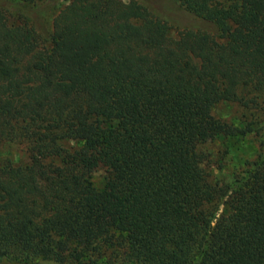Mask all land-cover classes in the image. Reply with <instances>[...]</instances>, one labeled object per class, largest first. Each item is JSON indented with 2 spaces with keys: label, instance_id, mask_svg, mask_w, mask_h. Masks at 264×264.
<instances>
[{
  "label": "trees",
  "instance_id": "1",
  "mask_svg": "<svg viewBox=\"0 0 264 264\" xmlns=\"http://www.w3.org/2000/svg\"><path fill=\"white\" fill-rule=\"evenodd\" d=\"M171 1L187 25L66 0L44 31L0 0V261L264 264V0ZM233 137L258 150L208 207Z\"/></svg>",
  "mask_w": 264,
  "mask_h": 264
},
{
  "label": "rangeland",
  "instance_id": "2",
  "mask_svg": "<svg viewBox=\"0 0 264 264\" xmlns=\"http://www.w3.org/2000/svg\"><path fill=\"white\" fill-rule=\"evenodd\" d=\"M8 1L15 5V7H25V9L30 12L31 17L35 21L36 25L40 28L47 30L49 29L50 19L52 16L58 11L60 7H62L66 0H37L35 4L22 5L14 3L13 0H4ZM127 1V0H122ZM142 5L145 7H150L154 9H162L163 13L167 18H170L180 24L186 25L189 23L188 21H182V16L180 17L178 14V10L175 8L177 4L171 0H139ZM178 7V6H177ZM165 8V9H164ZM42 13V14H41ZM39 14V16H38ZM41 14V15H40ZM30 16V15H29ZM174 34V31H172ZM213 113L216 117L223 119L227 122H234L235 118L239 114L238 109L232 104L218 105L213 109ZM6 145H0V152L5 151ZM204 149L210 153L209 161L203 167V172L207 175L210 190L206 193V205L209 207L214 205L216 202L218 203L219 197L223 193L224 184L228 180V176L233 170H238L240 167V159L251 157L254 155L255 151L258 150V143L254 141V137H245V138H230L228 141L223 143H219L218 141L214 143H210L205 145ZM11 151V149H10ZM225 151V153H224ZM219 152V154H218ZM13 153H16L13 150ZM17 154V153H16ZM222 156L223 169L217 170L216 164L214 161L218 158V156ZM17 157V156H15ZM102 175V170L98 169L91 173L92 180L94 182H99L100 177ZM222 209V206L219 207ZM219 210V212H220ZM0 264H16L10 263L7 261H0ZM40 264H49V263H41Z\"/></svg>",
  "mask_w": 264,
  "mask_h": 264
}]
</instances>
